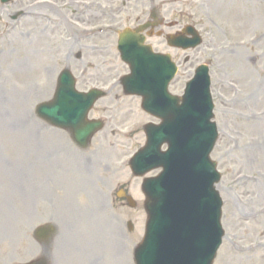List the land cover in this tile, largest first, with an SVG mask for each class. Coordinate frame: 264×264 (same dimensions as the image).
<instances>
[{
    "label": "rangeland",
    "instance_id": "374dc122",
    "mask_svg": "<svg viewBox=\"0 0 264 264\" xmlns=\"http://www.w3.org/2000/svg\"><path fill=\"white\" fill-rule=\"evenodd\" d=\"M36 1L34 0L32 5L36 11L59 14L56 9L63 10L61 2L64 0H44L41 6L36 5ZM87 1L100 3L102 0ZM144 1L130 0L123 17L126 19L128 17L132 21L127 20L126 25L134 26L135 22L139 23L145 19L146 13L141 15L140 19L135 20L137 15L146 12L150 7L147 4V10L142 9ZM29 2L30 0H19V4L18 0H10L6 4L0 2V8L4 9V14L0 15L2 19L4 18L0 22V34H7V37L0 38V137L15 138L6 139L5 142L8 144L13 143L12 140L15 142L13 145H7V149H2L0 146V160L3 161L17 158L21 152L18 139L21 131L17 121L22 110L30 112L33 103L47 97L45 81L39 77L42 68L47 64H54L56 60L60 65H64L66 61L62 58L67 48L64 47L63 50L61 44L62 37L67 38L66 34H63L61 38L53 36L52 40L45 41V43H50L48 48L50 52L46 53L47 58L44 54L37 53V49H41L42 46L36 37L31 35L32 37L27 38V41L19 37L21 33H29L28 30L32 34L36 32V27L34 29L26 24L23 18L12 19L15 12ZM106 2L111 3L112 0H105L104 3ZM155 3L160 8H164L166 17L170 21H177L179 26L188 23L196 25L204 38V43L200 47L185 53L191 57L190 62L184 63L183 54H179L180 59L177 60L180 61V72L171 87L172 91L178 94L181 92L184 82L193 75L194 68L199 63L207 61L211 66L212 93L215 101L214 119L220 132V139L212 153V158L218 162V168L222 173V179L217 186L225 200L223 224L226 231V237L214 264H264V0H155ZM95 21H88V23ZM44 22L52 26L47 21ZM83 25H87V22L85 21ZM52 28H55L53 35L64 32V29L60 27L57 30L56 27ZM177 28L166 29V31L173 32ZM42 29L48 32L46 27L42 26ZM28 39L33 43H28ZM159 39L153 37L150 40L151 42L153 40L152 43H157ZM96 42H98L96 44L106 45L107 49L94 53L93 63L99 64V68L102 69L110 68L112 77H101L95 73L91 76V80L106 83L119 71V74L126 72L117 52L116 35L111 39H97ZM155 46L159 49L164 48L162 44ZM28 49H31L28 53L30 74L24 73L27 67L24 66L27 62L24 56L25 52L29 51ZM38 57L40 58L39 63L37 62ZM94 64H91V75L96 71ZM76 65L81 70L87 66L82 61ZM1 71L12 75L2 78ZM84 82H81L82 87ZM37 87L42 91L39 92ZM109 96L113 98L112 101L109 100ZM117 96L124 99L120 88L108 94L109 104L114 102ZM15 101L20 105L17 104L14 107ZM129 101L130 103L122 100L118 103L120 107L116 108L108 107L109 104H107L108 108L103 111L96 108L91 113L92 116L102 118L112 116L116 121L113 125H108L105 132L98 134L88 151L75 149L77 152L74 156L92 155L93 148L100 146L103 141H106L104 138L108 139L109 136L113 137L111 141L120 143L124 157L142 145L144 141L142 124L148 117L142 114L143 122L125 127L133 119L127 109L137 107L138 104L137 98ZM37 125L36 123L32 128L33 120H31L29 130L34 134ZM126 129L132 130V133L124 135L123 132ZM121 130L128 139L120 135ZM57 134H59L57 136L58 148L61 152H58L59 180L55 187L58 197L53 200L50 208L46 205L45 210L48 214H53V220L65 230L75 224L74 227L77 230L75 235H77L80 231L79 219L83 218L85 221L88 219L86 211L89 210V205L82 192L88 198V191L85 189L87 183L90 187L92 184L88 182L85 174L79 171L76 163L72 164L71 159L70 162L68 161V153L63 154L68 151V144L64 143L67 134L63 131ZM47 136L56 137L50 134ZM66 140L68 141L67 138ZM96 151L99 157L105 158V155L97 148ZM47 172L49 168L46 169ZM130 175L128 169L125 168L120 176L123 180H129ZM117 179L118 174L114 181L116 182ZM141 179H137L136 191L134 188L132 191L138 202L136 230L139 236L143 235L146 221L144 196L140 191ZM112 189L106 195L109 202ZM5 200L14 201L13 199ZM106 209L111 211L108 205ZM119 211L122 221H125L128 218L126 209L122 208ZM241 213H253L254 216L249 220L241 219L239 218ZM93 215L98 217V214ZM16 240L17 237L12 239L13 243ZM232 243L239 245V248L234 249ZM129 245L130 243H123L124 248ZM0 246V250L4 253L1 254L7 257L9 263L17 260L20 256L19 252H22L15 245H6L2 242ZM25 257L29 256L23 255L20 261Z\"/></svg>",
    "mask_w": 264,
    "mask_h": 264
},
{
    "label": "flooded vegetation",
    "instance_id": "af4514ba",
    "mask_svg": "<svg viewBox=\"0 0 264 264\" xmlns=\"http://www.w3.org/2000/svg\"><path fill=\"white\" fill-rule=\"evenodd\" d=\"M111 22H116L117 19L114 15H109ZM54 30H51L47 37L52 40ZM42 147V144L41 146ZM24 153L20 154L18 159V181L19 187L17 190V198L19 201L18 215L13 217H18L23 221L27 216L30 218L37 219H47L44 222H52L48 219H53V214H48L45 210L47 207L50 208L53 200L57 199V194L55 187L58 182V171L57 168V143L50 139V146L48 156L43 158L38 153V146L27 147L26 143H23ZM27 150H33V152H28ZM50 161L49 172L45 174V187L44 183V169L43 161ZM9 170L7 168H0V198L5 200L4 197L13 198L10 191L4 188V185H10L11 178L8 174ZM29 183V188L27 184ZM16 196V195H15ZM14 203V202H13ZM28 203L30 207L28 209ZM8 208L6 203L0 200V222H5L7 219L11 218L9 214L5 211ZM29 212V213H28ZM9 213V212H8Z\"/></svg>",
    "mask_w": 264,
    "mask_h": 264
},
{
    "label": "bare ground",
    "instance_id": "6f19581e",
    "mask_svg": "<svg viewBox=\"0 0 264 264\" xmlns=\"http://www.w3.org/2000/svg\"><path fill=\"white\" fill-rule=\"evenodd\" d=\"M101 208H105V206L101 205ZM79 233L76 234L75 224L70 229V237L72 239V242H69L66 248L59 249L58 254L59 258L62 262V264H89V256L92 252L98 251V248H96L92 244V238H93V231L89 228V226L86 224V221L82 218L79 219ZM101 235L98 234V237L96 240L100 239ZM79 247L78 252L76 250V247ZM119 241H117L114 246H112L113 254L117 256L120 253L121 247H120ZM68 253V257L66 258V261L64 260V254ZM94 264H96V259L94 261ZM111 264H129L126 256H124L122 259L116 258L113 256Z\"/></svg>",
    "mask_w": 264,
    "mask_h": 264
},
{
    "label": "water",
    "instance_id": "95a60500",
    "mask_svg": "<svg viewBox=\"0 0 264 264\" xmlns=\"http://www.w3.org/2000/svg\"><path fill=\"white\" fill-rule=\"evenodd\" d=\"M141 75V74H139ZM203 83H201V81H197L194 85V89L193 91L190 92V97L188 98V101L190 102L191 107L187 110L189 112H193V111H197L195 109L196 107V102L195 101H199V99H196V96L204 95V91L208 86V81L205 78L204 80H202ZM193 85V84H192ZM204 104H206V102H204ZM90 106V103L88 105H86L85 107L80 108L77 112H76V116L74 117V120L79 121L82 120V122H85V117L88 111V108ZM79 108V107H78ZM191 120L194 119V115H192V117L190 118ZM81 122V123H82ZM84 125L79 124L78 126L74 127V129L76 130V134L77 136H79L82 139V142H86L88 136H90L93 133V130L97 127V124H90L87 126V128L83 127ZM184 191V190H182ZM153 202V200L149 199L148 203L151 205ZM195 203H190L188 204L189 206H192ZM198 205V203H196ZM202 206H204V204H202ZM201 206V208H202ZM151 206H150V210H151ZM206 222H211L210 219H208ZM203 226H206V223L203 224ZM202 247H204V244L202 245ZM212 253H208V255H204V257L202 258V260L199 262V264H211L213 262V256ZM193 263L192 261L189 262V264Z\"/></svg>",
    "mask_w": 264,
    "mask_h": 264
}]
</instances>
